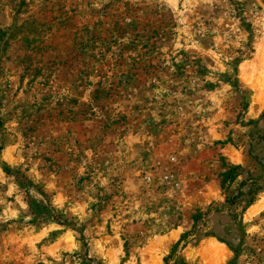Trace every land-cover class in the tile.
Instances as JSON below:
<instances>
[{
    "label": "rangeland",
    "instance_id": "374dc122",
    "mask_svg": "<svg viewBox=\"0 0 264 264\" xmlns=\"http://www.w3.org/2000/svg\"><path fill=\"white\" fill-rule=\"evenodd\" d=\"M263 98L264 0H0V264H264Z\"/></svg>",
    "mask_w": 264,
    "mask_h": 264
},
{
    "label": "trees",
    "instance_id": "16d2710c",
    "mask_svg": "<svg viewBox=\"0 0 264 264\" xmlns=\"http://www.w3.org/2000/svg\"><path fill=\"white\" fill-rule=\"evenodd\" d=\"M236 169H233L229 174L226 175V178L231 182L234 176V172Z\"/></svg>",
    "mask_w": 264,
    "mask_h": 264
},
{
    "label": "bare ground",
    "instance_id": "6f19581e",
    "mask_svg": "<svg viewBox=\"0 0 264 264\" xmlns=\"http://www.w3.org/2000/svg\"><path fill=\"white\" fill-rule=\"evenodd\" d=\"M263 100H264V98H263ZM260 102H262V99H260ZM214 245V244H213ZM214 248H216V249H218V250H221L222 249V247L219 245V244H215L214 245ZM213 255V254H212Z\"/></svg>",
    "mask_w": 264,
    "mask_h": 264
}]
</instances>
